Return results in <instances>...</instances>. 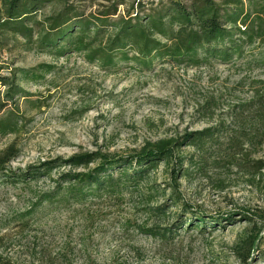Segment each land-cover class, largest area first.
Listing matches in <instances>:
<instances>
[{
    "label": "rangeland",
    "instance_id": "1",
    "mask_svg": "<svg viewBox=\"0 0 264 264\" xmlns=\"http://www.w3.org/2000/svg\"><path fill=\"white\" fill-rule=\"evenodd\" d=\"M67 1L86 18L113 6ZM173 1L189 6L196 0H126L110 17H132L138 3L144 12ZM57 9L50 5L36 21L44 23ZM35 42L0 38L1 74L22 91L6 99L7 86L0 85V117L12 112L18 121L13 132L0 130V152L11 147L13 172L44 163L53 168L35 181L0 182L1 258L11 264H264V168L257 169L264 167V41L245 46L231 62L162 60L146 70L132 62L102 68L83 54L59 56ZM219 125L225 130L216 142L174 149L183 160L175 180L173 159L137 187L81 203L42 198L60 174L87 173L100 163L70 166L75 155H129L147 143ZM197 213L218 222L191 228L185 220ZM250 217L260 240L244 263L234 246L252 229Z\"/></svg>",
    "mask_w": 264,
    "mask_h": 264
},
{
    "label": "trees",
    "instance_id": "2",
    "mask_svg": "<svg viewBox=\"0 0 264 264\" xmlns=\"http://www.w3.org/2000/svg\"><path fill=\"white\" fill-rule=\"evenodd\" d=\"M108 1L113 3L111 11L101 12L96 18H86L67 0H0V38L4 35L22 37L32 46L36 41L38 49L59 56L80 53L87 61L106 69L116 67L120 62H132L133 66L145 70L162 60L187 66L207 65L211 61L231 62L234 58H242L245 46L264 41V0H196L189 6L173 1L167 8L144 12V4L138 3L134 16L119 19L110 15L116 14L117 7L126 0ZM50 5H57L58 9L37 28L41 25L36 21L38 14ZM1 70L2 67L0 85L7 86L3 96L12 99L22 91L8 75L1 74ZM22 73L26 75L27 71ZM17 122L16 115L9 112L0 117V130L13 132ZM223 130L224 125H219L177 139L147 143L129 155H75L67 161L70 166L87 168L96 160L100 163L87 173L60 174L54 181L55 190L42 198L81 203L88 197L137 187L161 162L174 160L177 163L171 167L170 177L175 180L181 174L182 158L174 156V149L185 142L194 146L216 142ZM11 150L10 147L0 152V182L20 183L50 176L52 163L11 171L7 167L12 158ZM260 166L257 169L264 168ZM155 210L159 211L158 208ZM230 219L225 220L228 223ZM247 220L252 222V229L241 243L234 246L237 257L244 263L254 256L260 240V228H256L255 219L250 217ZM185 221L189 227L202 231L216 225L218 218L208 219L197 213ZM0 264L11 263L0 257Z\"/></svg>",
    "mask_w": 264,
    "mask_h": 264
}]
</instances>
